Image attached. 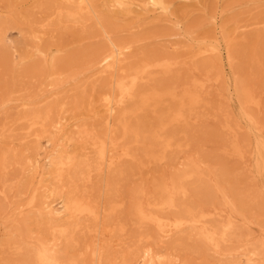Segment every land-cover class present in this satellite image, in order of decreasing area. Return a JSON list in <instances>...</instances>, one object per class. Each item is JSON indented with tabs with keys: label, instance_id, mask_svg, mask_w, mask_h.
Here are the masks:
<instances>
[{
	"label": "rangeland",
	"instance_id": "rangeland-1",
	"mask_svg": "<svg viewBox=\"0 0 264 264\" xmlns=\"http://www.w3.org/2000/svg\"><path fill=\"white\" fill-rule=\"evenodd\" d=\"M92 2L95 12L102 16L101 25L95 16L86 14L82 16L83 22L62 20L59 23L58 10L66 7L61 0H0V164L1 160L5 162V168L0 167V264H27L28 249L31 250L36 241L57 238L62 256L75 264H98L90 251L96 247L102 248L101 264H138L142 253L151 251L161 264H240L238 261H244L241 255L247 251L259 253L257 245L264 241V170L257 157V144L259 140L264 142V0H171V13L184 29L194 31V37L211 39L215 33L216 40L211 41L218 42L223 49L221 37L231 36L230 50L233 49L234 58L230 69L225 59L220 63L215 55L192 57L196 48L189 47L177 36L172 22L159 21L152 14L140 16L139 11L133 16H115L106 9L105 0ZM215 14L217 27L211 25ZM135 15L140 17L136 19ZM104 28L111 41L130 46L125 53L127 59L124 55L118 66L122 73L118 70L114 75H125L128 68L144 61L168 60L173 64L171 72L164 75L158 70L150 71L149 79L140 84V93L162 94L169 90L176 93L175 100L164 96L161 101L150 102L145 107H140L139 100L125 104L118 111L122 116L110 129L104 122V96L102 100L101 96L110 95L112 88L108 84L109 77H100L95 64L99 52L109 44ZM41 48L47 53L39 54ZM51 58L56 60L58 71L44 80V68ZM208 64V70L200 69ZM192 79L204 83L202 89H197L201 101L192 111L184 109V120L167 124V116L177 108L182 91ZM234 80L239 87L251 90L258 101V105L247 108L253 120L260 121L258 124L253 125L238 115L240 106L232 88ZM25 103L27 106L22 108ZM30 108L51 110L47 133L39 139L34 138L40 133L38 129L39 133L28 137L27 124L22 119ZM57 120L84 131L82 135L76 133L77 129L68 133L73 141L67 151L77 153L92 169L96 164L95 156L86 154L84 149L85 142L93 137L111 135L110 139L116 144L113 152L116 157L130 151V159H120L114 169L103 174L92 172L88 180L81 177L77 180L78 195L88 201L92 199L90 202L101 209L103 217L96 225L85 221L86 227L83 222L78 230L69 234L70 240H61L58 235L49 233L47 222L41 223L36 209L28 206L30 198L40 188L39 177L33 176L29 162L36 161L40 166L45 162V153L50 149L45 142L49 138L51 143L54 141L50 125ZM160 122L166 123L162 130L158 129ZM226 122L228 127H225ZM120 123L128 125L132 131L138 130V138L123 137ZM108 130L110 133H106ZM154 132L159 135L158 140L153 138ZM166 139L172 146L163 151L161 143ZM74 141L77 147L73 150ZM233 144L239 147L240 155L232 152ZM253 148L254 154L257 152L255 156ZM160 155L163 158L156 160ZM11 157L13 165L9 164ZM189 162L195 163L199 175L178 181L180 174L188 171ZM174 178L176 184L184 188V193L176 195L173 209L160 213L178 217L187 211H203V222L208 228L231 218L235 230L222 245V253L202 245L188 227L172 239L174 243L163 241L153 227L142 224L133 215L134 203L152 202L158 197L161 185ZM71 189L67 184L58 192L59 197L64 198ZM111 207H115L114 211H110ZM129 251L133 253L128 254Z\"/></svg>",
	"mask_w": 264,
	"mask_h": 264
},
{
	"label": "bare ground",
	"instance_id": "bare-ground-1",
	"mask_svg": "<svg viewBox=\"0 0 264 264\" xmlns=\"http://www.w3.org/2000/svg\"><path fill=\"white\" fill-rule=\"evenodd\" d=\"M61 1H63V3L65 4L66 7L65 8L62 7V9L59 8V10H58L57 15L59 18L58 19L59 23H61L62 20L76 21V22L82 21L83 22L82 16L84 14H86V15L95 16V18H96L95 20L98 21V23L100 25L102 24V22H101L102 16L100 17L101 14H97L95 12L93 2H92L93 0H61ZM105 6H106V9L108 10V12H110L111 14H114L115 16H117V15L124 16V17L133 16L134 13L139 11L138 14L140 13V16H144V15L150 16L149 14H152V15H155V17L158 18L159 21L164 20V21L172 22V26L175 29L177 36H179L181 39H184L189 44V47L196 48L195 52L193 51L194 53H193L192 57L197 58V57H201L204 55H212V56L215 55L218 58L217 61H219L220 63L222 60L225 59L228 67L233 62V60H232V58H234V57H232L233 52L231 53V51L233 49L230 50L231 49V42H230L231 36H228L225 34L223 37H221V40H224V42L223 41L222 42L225 45V48H223V49H221V46L219 44H217L218 42L216 43V42L211 41V39L216 40L215 38H213L215 36V33L212 34L213 37L211 36V39H208L207 37L202 38V39L194 37L193 36L194 31L191 28H188L191 30L184 29L182 27L181 21H178L177 17H175V15H173L171 13V8H172L171 0H105ZM140 16L135 15L134 17L136 19H138ZM209 16H211V15H209ZM217 18H218V16L216 14L211 17V20H212L211 25H213L214 27H217ZM0 29H1V26H0ZM220 29H219V31H221ZM214 31H215V29H214ZM41 33L42 32L40 31V34ZM103 33L106 36V39L108 40L109 44L106 45L107 47L105 48V50H102L99 52V54L96 57L95 64L98 67L97 68L98 69V75L100 77L108 76L109 77L108 84L111 85V88H112L110 95H107L103 91L105 94H103L101 96V100H102V97L104 96L103 104L101 103L103 109L102 108L101 109L104 110V114H105L104 122H105V125L107 128L110 129L111 127H114L113 124H115L116 121H119L120 117L122 116L118 113V111H120V109L124 108V105L129 103V102H133L134 100H139L140 107H145L150 102H156L157 103L158 101H161V99L164 96L169 97L171 100L176 99V93L173 90H169V91L162 93V94L158 93V92H153L151 94H144L142 91L140 93V84H141V82L149 79L150 71H152L154 69V70H158L159 72L166 75L169 72H171V70H172L173 64L171 62H169L167 60V61H159V62H155V63H149V62L144 63L145 62L144 61V62H142V64L138 63V66L136 65L134 67L132 66L131 68H128L125 75H114L119 70V67H120L119 64L121 63L124 55H125L124 58L127 59L126 54L130 50V46L129 45H123L124 43L121 45V43H116V42H114V40L111 41L110 34H109V32H107L105 30V28H104ZM37 39H39V37ZM206 39H208V40H206ZM34 49H36V48H34ZM41 50H42V48H41ZM41 50H38L39 54H43L44 52L47 53L45 50H42V51ZM222 53H225V56ZM209 64H208V66L205 65V66L201 67L200 69L208 70ZM57 67H58V64H57L56 60L51 58L48 61V64H46V67L44 68L45 71L43 72V75H42L44 80L47 78H50L52 75H55V73H57L56 70L58 71ZM229 69H230V67H229ZM199 71H201V70H199ZM231 71H232V69H231ZM220 74L223 75L224 73L222 74V72H221ZM233 78H234V75H233ZM235 80H234V84H233L232 88H233L234 96H236V98L239 102V106H240V107H238V110L240 108V114H238V115H240L242 118H244V120L245 119H247V121L249 120L253 125L258 124L260 121H257V120L254 121L252 115L249 114L247 111L248 106H250L252 104L258 105V103H257L258 101L256 102V99L254 98L251 90L244 88V87H239L237 84V81H235ZM109 85L108 86L105 85V86L109 87ZM52 86H53V84H52ZM186 86H187V88L185 87L184 91H182V97H181V99L177 105V108H175V110L167 116V124L178 123V122L184 120V118H185L184 113H183L184 109L187 107V108H189L190 111H192V109L197 104H199V102L201 101L200 96L197 94V89H202L204 87V83L201 81L199 82L198 80L192 79V82L187 83ZM108 94H109V91H108ZM21 106H23L22 108H24L27 106V104L25 103V104H22ZM50 118H51V110L50 109H46V110L41 111V110H36V109L30 108V110H28L25 113L24 117H22L23 121L27 124L26 129L28 131V137L32 138L33 135L36 132H38L37 129L40 130L39 131L40 133L38 132L39 134H35L34 138L39 139L42 137V135L44 136L45 133H47L46 128L50 123L49 122ZM238 118H240V117H238ZM165 125H166V123L160 122L158 125V129L162 130ZM228 126H229V124H228V122H226L225 127H228ZM248 126H249V123H248ZM256 126H258V125H256ZM50 127L53 128L52 132H53V135L55 137L53 138L54 141L52 143L50 141V138L47 139L45 142L46 145L50 147V149L48 151H46V153H45V158H44L45 162L41 166L38 165V162L34 161L35 159L33 160L34 162H31V163L29 162V167L31 169L30 171L31 172L33 171V173H34L33 176L35 175V176L39 177V181H40L39 182V185H40L39 189L40 190L42 189L41 190L42 192L39 193V189H36V192H34V194L32 193L33 195L30 198V201L28 200L29 201L28 206L36 209V213H38L41 223H42V221L47 222L46 223L48 225L47 230L49 231V233L51 232V234L55 235V236L58 235L61 240L62 239L63 240H70L68 238L69 234L73 233L76 229L78 230V228L81 227V224L83 222L85 223V221L86 222L92 221L96 225L102 220V217H103V214H101V209L99 208L100 209L99 210L97 208V206H95L92 202H90V200H92V199H90L88 201L82 195H78L79 190H77V187H76V184L78 183L77 180H80V177L82 180H88L91 177L92 172L99 174V173H102L104 171H110V170L114 169L115 167H117V165H119L118 163L121 161L120 159H123V158L130 159L129 158L130 157V151H129V153L128 152H125L124 154L121 153L122 155L116 157L117 154L115 156L113 154V152L116 150V144L114 141H112L110 139V138H112L111 135H103V136L100 135V137H96V138L93 137V138H91L90 142L89 141L85 142L86 147L84 149L86 151V154L87 153H93L95 156V163L96 164H95V167H93V169H92L91 165L88 162H86V160L83 161L81 159L82 160L81 161L79 159V155L77 153H69L67 151V149L69 148L68 144H70V142L73 141V139L69 136L68 133L72 132L73 129L78 130V127L74 126V125H70L67 122H61V121L53 123L52 125H50ZM250 127H251V125H250ZM261 127H258V128L261 129ZM120 128H121L123 137L132 135V136H134L135 139L138 138V134H139V133H137L138 130L137 131L133 130L134 131L133 132L128 125L121 124V123H120ZM254 131H255V129H254ZM257 132H261V130L260 131L257 130ZM32 133H34V134H32ZM76 133L78 135H80L82 133V131L78 130ZM83 133H84V131H83ZM106 133H110L109 130ZM77 134H74V136ZM259 135H262V134H259ZM50 136H51V134H50ZM255 137H256V135H255ZM153 138L155 140H158L159 135L156 132H154ZM124 139H126V138H124ZM75 140H78V139H75ZM80 140H81V138H80ZM32 142L34 143L35 140ZM73 144H74V147L72 144L71 145H72V149L74 150V148L77 146H75V141ZM161 144H162V150L163 151L169 149L172 146L169 139H166ZM37 146L38 145H36V147ZM81 146H83V145H81ZM128 147H130V146H128ZM232 148H233L232 152L234 154L240 155V149L236 144H233ZM76 149H78V148H76ZM76 149L74 152H76ZM254 149L255 148H253L252 152H253V155L255 156L257 152L254 154V151H255ZM257 149H258L257 157L260 158L258 161H260V164L262 165V168L264 170V142L263 141L259 140V142L257 144ZM23 153L24 152H22V154ZM78 153L80 154L79 151H78ZM22 156H25V155L23 154ZM161 156L162 155H160V157H155L156 160H161L163 158ZM257 157H255L256 160H257ZM2 158L3 157H1V159ZM131 158H133V157H131ZM11 160H12V157L9 160L10 162L7 161V163L9 162V164H10ZM1 161L3 163H5L3 160H1ZM254 162H255V159H254ZM3 163L0 164V167L5 168ZM256 166H257V163H256ZM197 169H198V167L195 165V163L189 162L188 163V171L187 170L183 171L180 174L178 181L184 180V179L191 177L193 175H197L199 173L197 171ZM258 169H261V167H259ZM30 171L27 170V172H30ZM254 171H256V170H254ZM256 172H258V170ZM260 175H263V174L261 173ZM200 176H202V175H200ZM203 176H205V175H203ZM34 179H35V177H34ZM263 179H264V177H263ZM67 184H69L70 189H71V187H72V189L68 191V193L66 194L65 197L63 196L64 198H62L61 195L59 197L58 192L61 191L62 188L66 187ZM263 185L264 184H262V186ZM37 186H38V184H37ZM28 189H30V188H28ZM90 190H91V188H90ZM180 193H184V188H182L178 184H176V178H174L169 183H165V184L161 185V187L159 188L158 194H157L158 197L156 199H154L152 202H144L143 203L142 201H144V200H141V202L139 201L137 203H134L133 204L134 206L132 208L133 215L142 224H145L147 226H151V228L153 227L158 238H160L161 240L164 239L163 241H165V240L171 241L180 232H182L186 227H188L194 232V236L198 238V240L200 241V243H202V245H205L206 247L215 250L216 253H222L223 251L221 250V247L227 241V239L231 235H233V231L235 230V226H234L235 223L233 224V222L231 221V218H230L223 224H220V225L212 227V228H208V227H206L205 223L203 222V219L205 218L203 211L199 212L198 210L197 211L196 210L187 211L185 215H183V216L178 215V217H176V216L170 217L167 215L166 216L162 215V213H160L162 210L173 209L175 207L176 195H178V194L180 195ZM58 200H60V201H58ZM114 208L115 207H111L110 211H114ZM156 208H158V211ZM180 212H182V210ZM24 216L26 217V215H24ZM207 216H209V215H207ZM12 221H14V220H12ZM103 221H105V220H103ZM85 226L88 227L86 225V223H85ZM82 229H83V227H82ZM124 234H126V233H124ZM99 235H101V234H99ZM97 237H98V235H97ZM190 237H192V236H190ZM155 238H156V236H155ZM36 240H38V239H36ZM58 240L59 239L57 238V240H55V241H53V240H51V241H49V240H38V241H36L37 243H34L33 247L31 246L32 247L31 250L28 249L29 250V260H28L29 263H27V264H75L76 262H72L71 260L62 256V254L60 252L61 250L59 249L60 243L58 242ZM172 241H173L172 243H174V240H172ZM167 242H169V241H167ZM157 243H159V241H157ZM235 243H237V242H235ZM166 244L168 246V243H166ZM18 245H20V244H18ZM67 245H69V244H67ZM152 245H154V244H152ZM255 245H257V244H255ZM138 246H140V245H138ZM143 246H144V244H143ZM241 246H243V245H241ZM155 247H156V245H155ZM140 248H141V246H140ZM143 248H142V250H143ZM157 248L158 247H156V249ZM170 248H171V246H170ZM257 249H258L259 253L258 252L256 253V250H255V252L254 251H247V253L241 255L244 258V261H242V262L238 261V263H240V264H264V241H261L257 245ZM140 250L141 249H139L138 251L140 252ZM90 251H92L91 254L93 255V260L97 261L98 264H101L102 260H103L102 259V256H103L102 248L96 247V249L90 250ZM230 251H229V254L231 252H234V251H231V252ZM151 252L142 253L143 254L142 259H141V261L138 259L140 261V262L138 261V264H161V263H159L160 262L159 260H158L159 262L155 260L153 252L152 253ZM131 253H133V252H131ZM131 253L129 251L128 254H131ZM135 258H137V257L135 256ZM228 258H229V256H228ZM157 259H158V257H157ZM161 259H162V257H161ZM25 262H26V260H25ZM87 264H89V263H87ZM107 264H112V263L107 262ZM132 264H133V262H132Z\"/></svg>",
	"mask_w": 264,
	"mask_h": 264
}]
</instances>
